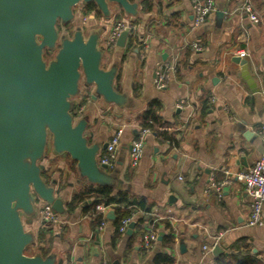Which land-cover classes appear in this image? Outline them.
Masks as SVG:
<instances>
[{
    "label": "crops",
    "instance_id": "obj_1",
    "mask_svg": "<svg viewBox=\"0 0 264 264\" xmlns=\"http://www.w3.org/2000/svg\"><path fill=\"white\" fill-rule=\"evenodd\" d=\"M212 1L215 10L198 27L192 25L190 0H105L106 13L93 1H80L72 17L60 22L63 30L79 29L84 42L95 35L97 67L106 86L110 83V94L103 85L87 83L81 72L78 91L68 101L72 125L80 123L86 148L93 151L94 168L82 171L78 159L57 151L47 136L40 176L51 196L62 200L64 212H56L57 223L43 225L39 211L47 202L32 192L34 213H20L32 238L26 249L34 247L50 264H151L158 253L170 256L171 264H213L218 255L238 251L264 264V222L248 224L250 198L235 178L264 152V0ZM245 1L256 21L241 10ZM89 3L94 10L87 9ZM118 22L133 30L134 48L127 50L128 38L124 47L109 44ZM239 50L247 52L258 92L236 75L240 65L232 58ZM160 63L175 65L164 89L153 83ZM149 107L162 123L159 131L174 134L177 144L149 129L141 135L140 116ZM118 128L123 135L116 163L108 167L100 157ZM134 135L143 146L132 167ZM94 186L130 190L142 199L147 211L135 210L130 218L135 223L142 217L141 232L135 225L130 234L120 232L111 205L86 209ZM73 197H78L75 202ZM149 235L155 239L145 247ZM213 235L219 236L217 255L211 253Z\"/></svg>",
    "mask_w": 264,
    "mask_h": 264
},
{
    "label": "water",
    "instance_id": "obj_2",
    "mask_svg": "<svg viewBox=\"0 0 264 264\" xmlns=\"http://www.w3.org/2000/svg\"><path fill=\"white\" fill-rule=\"evenodd\" d=\"M80 1H93L107 12L105 0H0V264H50L48 258L24 253L32 238L20 216L34 213L32 192L55 212H64L62 200L53 198L45 186L37 163L44 155L47 136L57 151L78 159L82 171L94 168L93 151L86 148L80 123L72 125L68 99L78 91L81 72L87 83L103 85L110 94V83L106 86L97 67L95 35L84 42L78 29L71 38L63 37L57 59L48 67L36 41L39 36L47 45L54 42L57 22L69 20L72 7ZM116 1L125 4V0ZM127 36L128 31H121L116 45L124 47ZM232 60L240 65L236 75L251 92H258L247 59L235 56ZM120 187L121 181L116 189ZM109 217L113 218V212ZM134 225L133 221L128 224L127 234ZM220 252L221 247L214 245L211 253Z\"/></svg>",
    "mask_w": 264,
    "mask_h": 264
},
{
    "label": "built area",
    "instance_id": "obj_3",
    "mask_svg": "<svg viewBox=\"0 0 264 264\" xmlns=\"http://www.w3.org/2000/svg\"><path fill=\"white\" fill-rule=\"evenodd\" d=\"M191 3V15H192V25L198 27L202 25L208 14L215 10V5L212 0H190ZM241 10L248 15L250 20L256 21L257 17L253 13L251 5L248 1H245ZM129 31V27L122 23L118 22L114 26L112 33L109 38V44H113L121 31ZM192 47L195 50H200V44L198 42L192 43ZM144 52H141L140 59L144 57ZM237 55L241 58H244L247 55V52L244 50H239ZM175 65L168 63H160L156 66L154 70L153 83L155 88L164 89L167 86L169 74L173 72ZM81 111V108L78 109ZM262 131V140L264 142V125L261 128ZM147 132V129H140L141 135ZM123 135V129H116L113 134L110 136L106 142L104 153L100 157V163L108 167H113L116 163L117 150L120 145L121 137ZM143 146V139L138 137H133L130 141L129 148V163L130 166L135 167L138 164V161L141 156ZM235 178L243 183V188L247 196L250 198V215L248 218L249 225H261L264 220L262 217V206L264 204V155H261L257 160H255L252 165H250L245 171L239 172L235 175ZM97 210L104 208L102 204H98L95 207ZM40 221L43 225L49 226L55 224L59 220L58 214L53 210L52 206L48 203H43L39 211ZM130 218H124L121 220L119 225V231L125 232L130 223ZM155 239V236L149 235L144 237L145 247L150 243L149 240ZM213 245L218 243L219 236H211ZM207 249V246L203 247ZM103 264H108L103 262Z\"/></svg>",
    "mask_w": 264,
    "mask_h": 264
},
{
    "label": "trees",
    "instance_id": "obj_4",
    "mask_svg": "<svg viewBox=\"0 0 264 264\" xmlns=\"http://www.w3.org/2000/svg\"><path fill=\"white\" fill-rule=\"evenodd\" d=\"M88 10H94L95 5L89 3L86 5ZM128 41L126 48L130 50L135 47L137 37L133 33V30L128 31ZM160 119L156 116V113L152 107L145 110L140 116V127L153 131L157 137L162 141H167L172 144H177V139L174 134H168L163 131H159L161 126ZM137 137V135H134ZM89 192L92 194L91 201L87 203L86 209L95 210L96 205L102 204L104 206H113L115 209L116 217L114 220L115 226L118 229L120 222L124 218H133L135 210L147 211V207L144 206L142 199H137L130 193V190H120L114 192L111 188L105 186H94L90 187ZM78 197H73V202ZM72 206V203L70 204ZM142 217L137 218L135 221V228L137 232H141ZM41 236L42 234L39 233ZM39 236V238H40ZM165 241L170 242L171 236L167 235L164 237ZM171 257L167 254L158 253L152 260L151 264H171ZM213 264H259L256 257L248 252L241 253L240 251L225 255H218L215 257Z\"/></svg>",
    "mask_w": 264,
    "mask_h": 264
},
{
    "label": "rangeland",
    "instance_id": "obj_5",
    "mask_svg": "<svg viewBox=\"0 0 264 264\" xmlns=\"http://www.w3.org/2000/svg\"><path fill=\"white\" fill-rule=\"evenodd\" d=\"M70 29L71 30L64 28L63 30L60 22L58 21L56 24V31L58 37L54 42L49 43L48 45L47 42H43L39 36H36V41L40 45L41 58L46 67L53 64L56 61L57 56L63 46V40H64L63 37L71 38L72 35L74 34L73 31L74 28L70 27ZM45 154H47V150ZM40 162H42V158L37 161L38 164ZM24 226L26 227V225ZM24 253L29 256H34L38 252L34 247H29L27 249L25 248Z\"/></svg>",
    "mask_w": 264,
    "mask_h": 264
}]
</instances>
